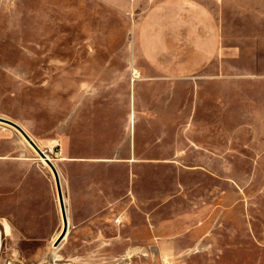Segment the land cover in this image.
I'll return each mask as SVG.
<instances>
[{
  "label": "rangeland",
  "instance_id": "374dc122",
  "mask_svg": "<svg viewBox=\"0 0 264 264\" xmlns=\"http://www.w3.org/2000/svg\"><path fill=\"white\" fill-rule=\"evenodd\" d=\"M156 1L0 0V264H264V0H202L218 58L183 76L141 56ZM5 119L57 170L59 243L54 170Z\"/></svg>",
  "mask_w": 264,
  "mask_h": 264
},
{
  "label": "crops",
  "instance_id": "0c3cea01",
  "mask_svg": "<svg viewBox=\"0 0 264 264\" xmlns=\"http://www.w3.org/2000/svg\"><path fill=\"white\" fill-rule=\"evenodd\" d=\"M138 43L150 66L183 76L218 58L221 29L202 0H157L139 24Z\"/></svg>",
  "mask_w": 264,
  "mask_h": 264
},
{
  "label": "water",
  "instance_id": "95a60500",
  "mask_svg": "<svg viewBox=\"0 0 264 264\" xmlns=\"http://www.w3.org/2000/svg\"><path fill=\"white\" fill-rule=\"evenodd\" d=\"M7 122L11 123L16 129H18V131H20V133L25 137V139L28 141V143L37 151V153L40 155L41 158L45 159V161L53 168L55 176H56V183H57V187H58V194H59V199H60V206H61V211H62V215L64 218V222H65V227L64 230L62 232V234L60 235L59 239H58V243L62 241V239L65 237L67 229H68V220H67V213H66V207H65V202H64V198H63V194H62V190H61V185H60V180H59V176L57 173L56 168L54 167V165L52 164V162L50 161V159L47 157V154L44 150H42L40 148V146L32 139V137L17 123L7 120L5 119Z\"/></svg>",
  "mask_w": 264,
  "mask_h": 264
},
{
  "label": "bare ground",
  "instance_id": "6f19581e",
  "mask_svg": "<svg viewBox=\"0 0 264 264\" xmlns=\"http://www.w3.org/2000/svg\"><path fill=\"white\" fill-rule=\"evenodd\" d=\"M133 75H135V74H133ZM132 118H133V116H132ZM47 157L50 159V157L48 156V154H47ZM50 160H51V159H50ZM41 161L46 162L45 159H43V158H41ZM68 224H69V220H68ZM66 237H67V234H66V236H65L64 239H66Z\"/></svg>",
  "mask_w": 264,
  "mask_h": 264
}]
</instances>
